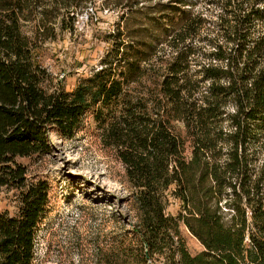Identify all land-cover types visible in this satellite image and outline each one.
<instances>
[{"label": "trees", "instance_id": "trees-1", "mask_svg": "<svg viewBox=\"0 0 264 264\" xmlns=\"http://www.w3.org/2000/svg\"><path fill=\"white\" fill-rule=\"evenodd\" d=\"M95 1L0 0V191L19 202L0 212V264H34L49 200L21 158L50 154L52 132L73 138L88 112L136 214L118 264H264V0H104L119 16L98 66L48 89L40 49Z\"/></svg>", "mask_w": 264, "mask_h": 264}, {"label": "rangeland", "instance_id": "rangeland-1", "mask_svg": "<svg viewBox=\"0 0 264 264\" xmlns=\"http://www.w3.org/2000/svg\"><path fill=\"white\" fill-rule=\"evenodd\" d=\"M104 0L88 3L73 30L56 29L39 58L52 74L48 89L62 85L71 91L81 76L97 67L109 47L105 35L113 29L118 10H107ZM184 133L182 123H176ZM52 152L44 157L21 158L30 179L43 178L50 186L46 214L36 240L34 264H118L122 244L135 243L136 214L129 191L121 182L123 166L105 146L88 112L73 138L55 131ZM16 191H0V212H18ZM179 202L170 197L167 212L176 214ZM188 249L203 250L199 240L182 226Z\"/></svg>", "mask_w": 264, "mask_h": 264}]
</instances>
